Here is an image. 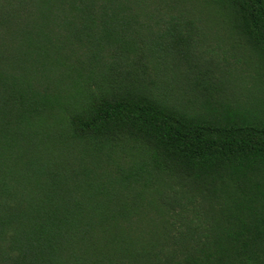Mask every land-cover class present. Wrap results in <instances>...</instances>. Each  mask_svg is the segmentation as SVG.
Returning <instances> with one entry per match:
<instances>
[{"label": "trees", "instance_id": "trees-1", "mask_svg": "<svg viewBox=\"0 0 264 264\" xmlns=\"http://www.w3.org/2000/svg\"><path fill=\"white\" fill-rule=\"evenodd\" d=\"M0 264H264V0H0Z\"/></svg>", "mask_w": 264, "mask_h": 264}, {"label": "rangeland", "instance_id": "rangeland-1", "mask_svg": "<svg viewBox=\"0 0 264 264\" xmlns=\"http://www.w3.org/2000/svg\"><path fill=\"white\" fill-rule=\"evenodd\" d=\"M186 8L188 10H195L196 14L202 16L203 18V24L205 26V30H206V37L205 40H203V46L205 45H209L211 48H213L216 57L217 58H223L224 57V49H227L228 46H230V43L227 42V40H224V33H221L217 28V24L215 23V21L210 17L209 15V11L207 8H203L202 6H200L199 4L196 3V1L189 3L186 5ZM240 54V53H238ZM232 60V59H231ZM239 66V65H238ZM236 67V69L241 68ZM244 72V71H243ZM217 73V72H216ZM218 75H220L219 73H217Z\"/></svg>", "mask_w": 264, "mask_h": 264}]
</instances>
